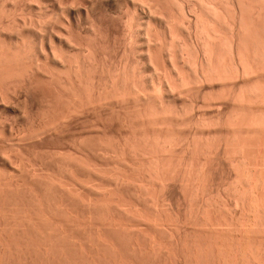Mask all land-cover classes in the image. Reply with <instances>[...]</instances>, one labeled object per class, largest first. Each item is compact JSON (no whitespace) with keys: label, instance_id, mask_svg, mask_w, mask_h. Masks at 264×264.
Listing matches in <instances>:
<instances>
[{"label":"bare ground","instance_id":"bare-ground-1","mask_svg":"<svg viewBox=\"0 0 264 264\" xmlns=\"http://www.w3.org/2000/svg\"><path fill=\"white\" fill-rule=\"evenodd\" d=\"M3 1H6V3L9 2V5H6L5 2H4V6L2 5L3 3L1 4L2 6L0 5L1 6L0 7L1 8L0 9V102L1 103L4 101L7 102V101H10L11 99L15 100L14 101L15 103L12 101L14 103L12 106H14L16 104L15 107H13V108L18 109L17 113L18 112L22 113V114L18 113V115L19 114H21L22 116L24 115V117H21V118H24V120H22L24 122V124L20 128L21 129L20 132H22L25 136H26V134H33V133L36 134V132H41V130H44V129H51V128H55V127L57 128V126H59V125L61 126L64 123H67L69 120H73V118H75L77 116L80 117L84 113L85 114L88 112L91 113L92 110L96 112L97 110L102 109L103 106H106L107 102H109V103L113 102L114 104H117V103L119 104L121 99L126 98V95L129 96L128 98H131V94H135L134 97H136L137 93H139L138 89H140L139 87H141L140 84H145V86L147 87V88H145L146 90H148V87H149V90H152V88L153 89L155 88V91H156V87H153L154 82L149 81V79H148L149 77L147 78L146 74L143 76V73H142V76L144 78L141 76L142 70H140L138 67V64L140 63V61L138 62V60L136 59L137 57L135 56L136 49L138 48L137 44H139V42H140L138 39V36L140 38V34L143 31H144L143 33L147 37V38H144V37H142V38L144 40L146 39V42L148 43V45H147L148 51L147 50L146 51L148 52L147 57H148V61L151 63L150 65H157L156 64L158 61L157 52H160V53L164 52V54H166L165 56H167L169 58V59L165 58L166 61L168 62V60H170L169 62L171 64H169V65L171 67L168 66L170 68L169 69L170 74L168 72H166V73L169 76L168 79H171V82H172L171 88H174L176 86L178 87L179 84L180 85H182V84L183 85H187V84L189 85L190 83L194 82V80L196 82L197 81L202 82L203 80L207 81V80H209V78L211 76L214 77V75H212L213 73H215V75H216L215 78H218V79L223 80V81H228V82H231V81L235 82V80L238 81V79H240V78L245 79V81H246V79H248V78L251 79V77H252V79L255 78L254 80H252L253 82L250 79H248L249 83H250V81L252 82L250 84H247L248 80L246 81V83L243 82L245 84V86H246V84H247V86L245 88L241 87L239 91H237V90L235 91V89H233L235 87L232 88L233 90L231 89L232 91H230V90H228L229 92L223 91V93L226 94V95L224 94L226 96L225 99L229 98L228 99L229 101H232V102H234V104H237V105L239 104V106H240V104L242 106L243 105L246 106L247 104H248L247 106H249V105L251 106L254 104H260V105L263 104L264 105V0H181V1L170 0L171 3L168 2L169 6L172 5L173 8H176L178 6V4H176V3H179L181 5L180 8L178 7L179 9H181V13H179V14H181V17L183 20L187 21V22H185L183 20L181 21L182 22L181 25L183 24V26H184V29L182 31L183 32L182 35L179 32V29H181V25H179L180 26V28H179L178 24H177V23H180V21L175 23L176 20H173V19H176V17L173 18L174 15L173 16H166L164 14L165 11L163 12V10H162L163 6L161 5L162 11L159 8V6H160V3L158 2L159 0H139V1H142V4H144V5L146 4L145 8L147 6L149 7V12L151 14H149L150 16L148 18V21L144 20L143 22H140L139 19H137L136 16H134L132 14H130V15H132L131 17L129 15H127L129 17L125 18V19H127L125 21V23H123L124 21H121V23L125 24V27H126V29H125V27H124V29L127 32V36H126L127 37V41H126V44H127L126 47L127 48L125 47L126 49L125 48L123 49L124 51L122 53L124 55L121 53L123 56L120 55V60L118 58L117 60H119V61H117V62L114 60H113L114 62L111 61L112 58H109V60L111 59L110 61L108 60L109 54H108L107 48H108L109 44H107L108 43L107 37H105L106 33L103 32V29H104V27L102 28L103 22L101 23L100 18H99V15H101V14H99L98 13L99 10H97L98 6H102L103 0H93V1L91 0L92 2L90 0H71L72 1L71 3L68 0H58V2L56 1L57 3L55 2L56 5L53 6L55 8L53 12H50L51 10L48 11V8H47L48 6H46V4H45V3L49 2L48 0H39L40 1L39 4H37L38 3L37 2L36 3L37 5L34 7L32 4H29V2H28L29 0H3ZM134 1L135 2H133V3H136V1H137V3L139 2L138 0H134ZM155 1H157L156 2L157 5H153V4H155V3H153ZM164 1L167 3L166 0H164ZM33 2H34V0H33ZM165 2H163V3H165ZM172 2H173V4H172ZM158 3H159V5H158ZM168 3L166 5H168ZM95 4L98 6H95ZM174 5H176V6H174ZM100 9H101V7H100ZM136 9L137 8H135V10ZM159 10H160V12H159ZM118 15H119V13H118ZM111 16H113V15H111ZM121 17H122V15H121ZM137 17H139V16H137ZM157 21L158 22L160 21V25H161L160 27L157 25ZM84 25L87 28L86 32L83 31ZM108 33L109 32H107V34ZM179 35L182 36V40H181ZM141 36H143V35H141ZM160 36H161V39L159 38ZM154 38H156V39H154ZM113 40H115V42H116V39H113ZM144 40H143V42H144ZM120 47H121V45H120ZM221 47L222 48L225 47L226 49H223V50H225V52L227 51V53H226L227 59L222 57L223 58L222 60L227 61L226 63H224L225 61L223 62L220 59V57L223 56L222 54H225V53L219 52V49ZM117 52H119V50ZM164 54H162V55L164 56ZM160 56L161 55H159V57ZM164 57H163V59H164ZM179 60L180 61L183 60V62H184L183 65H182V62H180ZM186 64L189 67H190V65H192L193 68H191V69H194L195 75H193L194 76L193 80H191V78L185 76L186 72L184 73L185 70L183 69V66H184V68H187L188 66L185 67ZM158 73L155 72L156 77H158L157 80L159 79L158 81L161 84V76L159 78V76L157 75ZM151 74L150 75L147 74V75L152 78ZM188 74H189V72H188ZM165 76H167V75H165ZM260 79H262V80H260ZM140 80L143 82L140 83L141 82ZM155 80H156V78H155ZM169 81L167 80L168 84H169ZM149 82H151L150 85H149ZM164 82L166 83V81H164ZM168 84H166V85H168ZM180 85H179V88H180ZM191 85H193V84H191ZM159 86L161 87L162 85H159ZM168 86H166V87H168ZM169 88L170 87H168L167 89H169ZM171 88H170V90H171ZM159 89H161V88H159ZM177 91H175V92H177ZM15 94H17L16 98L13 97ZM146 94H147V92H146ZM222 96H223V94H222ZM132 98H133V96H132ZM36 104H37V106H36ZM12 106H11V108H12ZM116 106H118V105H115V107ZM234 106L236 107V105H234ZM139 108H140V106H139ZM237 108H238V106H237ZM237 108H236V110H237ZM16 109H15V111H16ZM160 109L161 108H159V110ZM238 109H240V108H238ZM243 109L244 108L240 109L241 111H239V112L232 111L231 114L229 113L230 115L228 114L229 116H227V118L225 117L226 118L225 120L221 119L222 117L221 118L218 117L217 121L215 119H212L213 121L210 120V122H205L206 119H204L205 121H203V120L202 121L205 123H202V122L201 123L202 124H206V123L208 124L209 123L208 126H210V125H213L214 121H216V125L214 122V125L216 127L214 125H213V127H215V128L220 127L221 129L225 128L224 130H227V132L231 131V130H232V132L235 130H238L239 132H240V130H241V132H242V130L243 131L244 130H254V131L264 130V113L262 111L259 114H256L258 112L247 113V112H244ZM133 110H136V109H133ZM7 112H8V110H7ZM153 112H155V111H153ZM193 112L194 111H192V113ZM151 113L148 114L150 116V118L152 117ZM158 113H159V111L157 112V114ZM94 114H96V113H94ZM145 114H146V112H145ZM166 114H168V113H166ZM166 114H165V117L168 116V115L166 116ZM176 114L178 115L179 113L177 112ZM148 115H146V116H148ZM173 115H175V114H173ZM138 116H141V113H140V115L138 114ZM160 116H162V115H160ZM79 117H78V120H79ZM135 117H137V115ZM144 117H141V119L142 118L145 119ZM171 117H172V115H171ZM180 117H181V114H180ZM147 118H149V117H147ZM169 119H167L168 123H169ZM159 120L161 121L162 119L160 118V119H158V121ZM165 120H166V118H165ZM132 121H133V119H132ZM132 121H130V122H132ZM153 121L151 120V122H148V123L150 124ZM207 121H209V120H207ZM20 123H22V122H20ZM168 123H167V125H168ZM89 124H90V122H89ZM157 124H158V122L156 123V126H159V124L158 125ZM200 124H199V126H200ZM207 124H206V126H207ZM73 125H74V123H73ZM94 125H91V126H94ZM188 125H190V124H188ZM143 126H141V127H143ZM146 126H147V123H146ZM163 126H164V124H163ZM208 126L206 128H208ZM217 126H219V127H217ZM11 127L12 126H10V130L13 129L12 131H14V128H11ZM200 127H202V126H200ZM5 128L6 127H4L3 130ZM168 128H169V126H168ZM210 128H211V126H210ZM220 128H219V130H220ZM94 129H96V128H94ZM98 129L101 130L100 128H98ZM211 129H213V128H211ZM8 130H9V128L7 130H4V131L7 133L9 132V135L11 137L12 136L11 134H14V132L12 133V131H11V134H10V130L9 131ZM51 130L53 131L55 129H51ZM46 132H47V130H46ZM247 132H249V131H247ZM76 133L78 134V132H76ZM37 134H39V133H37ZM44 134L46 135V133H44ZM48 134H49V132H48ZM170 136H169V138L166 139V137H167V135H166L165 139L167 140V142H165V143L161 142L162 138L155 139L154 138L155 136H153V139H155L154 140L155 142H152L153 144H151L150 146H149V144L151 143V142H149L150 138L148 139L146 137L148 140L145 138V140H147L148 144L147 143L145 144L144 142H146V141H144L143 139L142 140L144 142H142V141L141 142L144 143L145 145L149 146V147H152V145H153L157 148H160V146L165 147L166 144L168 146L171 144V145L175 146L174 149H173V146H171V145L169 146L170 152L171 151L173 152V151H175V149L176 150L178 149V148H176L175 144H178L179 142L177 143L176 139H173L174 137L171 138ZM220 136H221V134H220ZM237 136H235V137H237ZM26 137H24V138H26ZM35 137H37V136H35ZM89 137H91V136H89ZM104 137H103V140H104ZM130 137H132V136H130ZM143 137H145V136H143ZM201 137H203V136H201ZM85 138H84V140H85ZM8 139H10V138H8ZM153 139H152V141H153ZM171 139H173L174 141L172 140L173 142L170 143L169 141H171ZM97 140H95V141H97ZM109 140H111V139H109ZM114 140H115V138H114ZM157 140H160V141L157 142ZM166 140H164V141H166ZM184 140H183V142H185ZM73 141H72V143H73ZM76 141H75V143H76ZM91 141H93V140H91ZM127 141H128V139H127ZM136 141H134V143ZM83 142L85 144V141H83ZM130 142H131V140H130ZM160 142L163 145H160L161 144ZM183 142H182V147L183 148L185 147V148L182 151L183 153L181 151H179L181 153V155L180 154L178 155L177 151H175V153H173V154H172V152L169 153L170 156L165 154L164 156H161V158L158 157L159 161L156 160L158 162L157 163L155 162L159 168H156L155 164H153V165L150 164V166H152V167L155 165L154 169L152 167H150L151 169H149V170L146 169V171H149V172H146L145 169L143 170V172L141 171L143 178L142 177H141L142 179L136 178V180L137 179L138 180L141 179V180H139L140 182H138V181H136V183L133 182V184L137 185V186H134V185L132 186V187H134L133 191L136 193L135 196H137V197L128 198L129 196L126 197L124 195L126 193L125 189H124L125 188L124 184L126 182H128L126 179H129L131 177V174H130V176L128 175L129 176L128 177V176H125L124 173L123 174L117 173V175H114V176L116 178H118V180L115 177H114L115 179L113 178L114 180L111 178L113 181L116 180L114 183L110 180L112 182L111 184L112 185L114 184V186H116V190H114L115 188L112 186L114 188L113 189L114 192L113 191L109 192L108 190L111 187L110 188L108 187V190H107L108 193H106L107 191L103 194H100L102 192H100L99 194H97L98 192L97 193L95 192L96 193L95 197L94 196L90 197L91 194L89 191H88L89 193L88 194L86 193V195H83V191H82V194H80V195H83L84 197H83V199L81 198V201H79L80 196L78 198V195H77L78 194L77 192H79L81 190V189L79 190L80 187L78 188L79 191L76 192L77 194L73 193L74 191L70 193L68 190H66V189H68V187L65 188V186H67V185H62V184L59 185L60 183H62L60 181H62L64 179L58 180V178H56L57 177L56 176L55 178L59 182L55 183L56 179L50 180L48 178L49 176L48 177L47 176L41 177V176L37 175L34 178V176H33L34 174H33L32 175L33 181L30 179L31 180L30 182L23 181L24 183L22 181H20L22 183H19L18 181L13 180L11 178H10V180H5L6 177L4 178V180L0 179V208H2L4 205H5V207L7 206L8 199L10 201L12 200V202H13V198H18V200H19L20 198H22L21 196H23V197L27 196V198H29L28 196H30L31 198L33 197L34 200L37 198V200H38L37 201L38 202L37 209L38 210L37 211H34L36 209L26 210L27 207H26V209L24 208L26 206V204L23 203L24 199H21L23 204H21V206H19V204H18V206H19V208L22 207L21 210L23 208L25 209V210H23L24 212H26V213H24L25 215L27 213L32 215V214H36L39 212V214H42V216H43V213H44V215H46L49 211V213H51V215L57 216L59 214H65V215L67 214V216H69V218H70V215L73 216L72 213H75V211H72V209H73L72 207H71V209H69L70 207L69 208L67 207L68 206L67 202H71L70 200H72L73 196H74V195L72 196V193H73V194L77 195V196H75L76 198L75 197L74 198H75V200L78 198V202L82 206V210H83L81 212V215H84L85 217H86V215H89V216L92 214L94 215L95 214L94 212L99 211V206H100V208H101L100 210H102L101 212H103V214L106 216V218H108L107 220H110L111 222H113V221L115 222L116 219H122V221H123L122 216L123 217L125 216L127 218L131 217L130 219L135 220L137 222V224H141V222H139V219L141 221V218H144V217H146L148 219L154 218V219H158V220H161V219L165 220V218L167 219L169 216H171V217L175 218V221H178V220L180 221L181 220L180 218L182 217V216H180L181 211L177 209L178 212L177 211L175 212V210H174L175 207L174 208L170 207V209H172V214H171V210L167 206V205L170 206V204H171V203L169 204L167 202L169 199L168 198L169 196L166 195V196H168V197H166L167 201L165 198L166 193L164 190L166 189V187L168 188L167 184H170L171 181H170V183L166 182L167 179L165 181H163L165 179V178L163 179V177L167 178V176L172 175L171 172H173L174 175H172V179H173V177H175L177 179L176 181H178V184H180V185L182 184L180 186L181 188L182 187L186 188L184 190L188 191V193L190 192L189 189H192L191 191L194 190L195 194H196V195L194 194L195 198L194 199L192 198V200H193L192 206H191L192 208L188 212L187 211L185 212V214H184L185 217H189V219L190 220L192 219L193 221L196 220L195 221L196 223L202 222L204 219L205 221L208 222V225L210 224L213 226L212 230H214V231L216 230V229H214L215 228L214 225L219 226V224H220V226H221V223L224 220L223 224L225 223V225L228 224L229 226L234 227V226H237V224H238L237 227H239V225L242 228L244 227V231H246L245 229L248 228L250 230V232L252 231V233H253V230H257L258 232H261V230L264 227V204H263L264 203V170H258L257 169L258 167H256V169H253V168L249 169V167H251V166H247L246 164H252L251 163L252 161L250 163L247 160L245 161L246 158H244V156H237L234 158L233 156H236L235 155L236 153L234 155H231L233 157L232 159H234L233 162L238 166V168L240 166L239 164L244 163L243 165H246L247 169H248L247 170L245 168L247 170V171H245L246 176L243 175L245 173L238 174L240 176V179L243 182V186H242V188H239V189L237 187L236 188L234 187V189H236V191L239 190L238 193L240 195H237V196H236V194L233 195L234 197H237L236 199L234 198V200H237V202L241 204V206L243 207V211L241 210L242 216L240 218H238V221H237L236 215L233 214L235 212L229 211L230 213H228V211H227V213H224L225 215L223 214L221 216V213L218 214L219 212L214 213L217 210H215L214 212L208 210L209 206H211L209 204L212 201V198H211L212 193H210V191L207 190L208 194H210L211 197L206 194L205 189H207V188L204 187L205 186L204 184H203L204 186L199 187V186H201L199 184V182L201 180H198L200 178L199 176H200V171H201L199 169L200 168L199 167L200 158H198L196 160V158H194V156L192 157V155H190L191 157L186 156L187 151L190 150L189 148L194 144L190 145L192 142L190 144L188 142L187 144H189L190 146L187 145L186 143H185V145H183ZM195 142L196 141L194 140L193 143H195ZM231 142H232V140H231ZM248 142H249V140H248ZM95 143H97V142H95ZM108 143H110V141ZM108 143L106 145V144L102 143V141H100L99 142L100 146H98V147H106V149H107V147L109 145ZM132 143H133V141H132ZM155 143H157V145ZM158 143H159V146H158ZM250 143H252V141ZM138 144L137 145L134 144L135 145L134 146V145L129 143L127 145L126 141H125L123 143V145L122 144L121 145L120 144L119 145L118 144H115V145L111 144L110 146L113 148L111 150V147L109 146L110 147L109 150H111L117 154H121L122 152H123V154H125V153L130 152L132 150V149L130 150L129 147H136V146L138 147ZM221 144L219 146L217 145L218 149L215 148L216 151L221 150V147H223V145H221ZM242 144L245 145L244 142H242ZM242 144H240V142H239V145H241V147H243ZM249 144H246V145H248V147H249ZM255 144L258 147L256 149H253V150L259 149L257 151L259 156L262 155L264 157V140L261 141L259 139V141H256ZM143 145H141V146H143ZM145 145L143 147H146ZM198 145H200V144H198ZM168 146H166L165 148L167 149ZM179 146H180V144L177 147H179ZM252 146H254V145L252 144ZM164 147H162V148H164ZM194 147H196V145H194ZM244 147H246V146H244ZM248 147H246V149ZM248 149L246 151L247 152L249 151L248 152L249 155L251 152L254 153L251 150V148H248ZM181 150H182V148H181ZM201 150L202 149H200V151ZM250 150H251V152H250ZM213 151L215 152V150H213ZM225 151H227V150H225ZM234 151L236 152V150H234ZM106 152L108 153V151H106ZM113 152H112V154H113ZM152 152H153V150H152ZM167 152H169V151H167ZM210 152H212V151H210ZM214 152H212V153H214ZM245 152H244V154H247ZM131 153L132 152H130V154L128 153V155H131ZM135 153H137V152H135ZM212 153H210V154L212 156L213 155L215 156V154H212ZM252 153H251V155L253 156ZM140 154H141V152H140ZM189 154L190 153L188 151V155ZM191 154H193L192 151H191ZM114 155H115L114 157H116V154H114ZM137 155H139V154H137ZM237 155H239V153ZM251 155L248 156V154H247V159L251 158ZM255 155H257V154H255ZM73 157L76 158L75 156H73ZM73 157H70V158H73ZM108 157H111V156L109 155ZM117 157H118V155H117ZM142 157H144V159H142ZM142 157H141V159L144 161L143 162L140 161V162L144 166L143 168H145V167L147 168L148 165H146V164L150 163V162L146 161L148 159V156H147V159L145 158V156H142ZM238 157H242L241 158L242 160L238 159ZM5 158L7 159V157H5ZM205 158H206V156H205ZM77 159H79V158H77ZM77 159H76V161L79 163L80 160L78 161ZM85 159H88V158H85ZM85 159L81 158V161L82 160L84 161ZM131 160L133 162V159H131ZM136 160H138V159H136ZM136 160L134 162H136L135 164L137 165V162L139 163V161H136ZM150 160L152 161V159H149V161ZM263 161H264V159H263ZM61 162H63V160ZM73 162H74V164H70L71 162L69 160L68 165L66 164V166L65 165L63 166V164H62V166L65 167V169L63 168V170L67 171L64 173H66L68 179L70 178L69 176H72L69 179V181L73 182L72 183L73 186H74V182H75L74 180H76L79 183V181L81 179V183H82V177L83 178L85 177V179L87 178V179L92 180V181H94V179L97 181V178H98V181H99V179L101 180V178H102L101 176H103L102 174L105 175V173H101V176H100V174L98 173L99 171H96L97 172L96 173L95 170L92 169V166H94V164L91 163L92 164L91 165L88 162L86 164L85 163L86 160L82 163L84 166L82 164H81V167L79 166L81 169H84V173H85L84 174V173H82L83 171L81 169H76L79 164L75 165V160L72 161V163ZM132 162H131V164H132ZM226 162H228V161H226ZM246 162H248V163H246ZM15 163H16V161H15ZM152 163H154V161H152ZM9 164H11V162ZM57 164L58 163H56V165ZM141 164H139V165H141ZM58 165L56 167H58ZM97 165H99V164L97 163ZM167 165L170 166V167L168 166L169 167V170H168L169 174H168V172L163 171V169L167 170L166 169ZM209 165H210V163H209ZM252 166L254 167L253 164H252ZM60 167H61V164H60ZM95 167H93V168H95ZM206 167H207V165H206ZM46 168H47V166H46ZM51 168H53V167H51ZM95 169H97V168H95ZM204 169L202 168L203 174L206 173ZM79 170H81L82 172H79ZM133 170H135V169H133ZM236 170H237V168H236ZM36 171H38V170H36ZM116 171L118 172V170H116ZM129 171H131V170H129ZM108 172H110V171H108ZM126 172H128V171L126 170ZM64 173H62V174H64ZM60 174H61V172H60ZM23 175H24V173H23ZM28 175H30V174L28 173ZM49 175H50V173H49ZM111 175H112V173H111ZM111 175H110V177H111ZM123 175L125 176L124 177V180L126 181L125 183L123 182L124 181ZM135 175L136 174H134V176ZM153 175L157 176V177L160 176V178L162 177L163 180L162 179H161L162 181L159 180L158 181L159 184H158V182H157L158 178H156L157 180L155 181L153 178L154 177ZM202 175H201V177H202ZM207 175H208V173H207ZM1 176H2V174H1ZM14 176H15V174H14ZM14 176H13V178H14ZM98 176H100V177H98ZM151 176L153 178V181H155V183L153 182V185L155 184L158 186V185H160V183H162V186H164L166 184L164 187L165 188L164 190L158 186L164 192H162L160 190L161 194L160 195H159V193L157 195L154 194V197L152 196L153 192L150 196V192L154 188V186L152 189L150 188V190L147 187H145L149 184V181L152 179V178H150ZM52 177H54V176H52ZM79 177H81V178H79ZM203 177H204V175H203ZM64 178H65V180H68V179H66V176ZM77 178H79V179H77ZM26 179H28V178H26ZM130 179L132 180V177ZM238 179H239V177H238ZM18 180H20V179H18ZM103 180H105V179H103ZM119 180H120V183H119ZM206 180H207V177H206ZM182 181H186L187 187L184 186L185 182L183 183ZM67 182H65V184ZM90 182H88V183H90ZM105 182H107V181H105ZM141 182L144 184L139 185V183L141 184ZM70 183L71 182H69V184ZM88 183L86 182L87 185H88ZM163 183H165V184L163 185ZM111 184H110V186H111ZM171 184H173V182ZM197 184H199V186ZM76 185L78 187V184H76ZM82 185H83V187L85 186L84 184H82ZM87 185H86V187L88 188L89 186H87ZM103 186H104V184H103ZM157 186H155V187H157ZM174 186H172V187H174ZM238 186H241V185H238ZM105 187H107V186L105 185ZM87 188H85V189H87ZM92 188L90 187L88 189H92ZM74 189L76 190V188H74ZM85 189H83V190H85ZM69 190H70V188H69ZM97 191H101L100 188ZM117 191H119V193H122V195L119 194ZM228 191H229V189H228ZM230 192L228 193L229 195H230ZM91 193H92V191H91ZM192 193L193 192H191L190 194H192ZM182 195H184V193ZM138 196L142 197V198L144 196L143 202L145 201V204L143 202H141L142 198H140V200H139ZM218 196H219V194H218ZM226 197H225V199H226ZM10 198H12V199H10ZM48 198H49V200L46 201V199H48ZM84 198H85V200H84ZM145 198H147V199L145 200ZM185 198H187V197H185ZM188 198H191V197L188 196ZM86 199L89 201H86ZM172 199H173V197H172ZM222 200H223V198H222ZM215 201H216V199H215ZM215 201H213V202L215 203ZM14 202L16 203L17 199ZM137 202L140 205H141V203L144 204L143 205L144 207L146 205L150 207L151 204L156 203L155 205L157 206V209H155V208L153 209V207H156L154 204H153L154 206L152 205L153 207H151L153 209V212L151 211L152 213L148 212L147 209L145 210V208H143L144 210L137 209V206H138ZM165 202L167 203V205H165V207H167L168 210L164 207ZM169 202H171V200H169ZM186 202L188 203V201H186ZM224 202H227V201H224ZM20 203H21V201H20ZM118 203H120L124 206H128V207L130 206L129 207L130 209L129 210L126 209V210H127V212L130 211L131 214H130V212H129V214H127L125 212V210H123V208H121L122 205L120 206V204H118ZM123 203H125V204H123ZM238 203H236V204H238ZM34 204L36 207V202ZM104 204L107 205V208L105 207ZM222 204H223V202H222ZM1 205H2V207H1ZM80 205H78V206H80ZM103 205L105 208L103 207ZM117 205L120 206L121 209H119V207H117ZM223 205H225V204H223ZM13 206H15V205L13 204ZM28 206H29L28 209H30L31 205H28ZM143 206L141 205V207H143ZM215 206L218 207V209L221 208L220 205L219 206L215 205ZM149 207H147V208H149ZM17 208L18 207H16V208L13 207V209H17ZM97 208H98V211H97ZM5 209H7V207ZM95 209H96V211H95ZM152 209L149 208V211ZM212 209H213V207H212ZM226 209H224V210L226 211ZM45 210H47V211H45ZM79 211L80 210L77 209L76 213H79ZM169 211H170V213H169ZM219 211L222 212L221 209H219ZM0 212H2V211L0 210ZM21 212H20V214H22ZM133 212H135L136 214ZM132 213H133V215H132ZM186 213H187V215H186ZM12 214H14V213L12 212ZM128 215H129V217H128ZM42 216H40V217H42ZM76 216H78V215H76ZM91 217L94 218V216H91ZM91 217H90V220L92 219ZM150 217H152V218H150ZM223 217L225 219H223ZM59 218L60 217H57V219H59ZM63 218H65V217L63 216ZM106 218H104V219H106ZM170 218H168V219H170ZM74 219H76V218L74 217ZM80 219L82 220V218H80ZM200 219H202V221H200ZM2 220H3V218H2ZM2 220L0 218V264H43V263L44 264L45 263H47V264L48 263L49 264H79V262H80V264H144L145 262H146V264L147 263L148 264H200V262L202 263L203 261L205 262V264H264V247H261V246H264L263 245L264 242L262 243V245L260 247H259V244L256 243L258 245V247L254 245L255 247H257V248L254 247L255 249H253V248L251 249L250 246H252V245L248 244L249 245L248 247H250V249H248V247H247V250H249V252L244 250L246 246L244 247V249H243V247L240 248V244H239V248H238V246H236L237 247L236 248L235 246L234 247L232 245L230 246V244H232V243H230V244H228L229 246H227V249H226L225 248L226 245H225V247H223L220 244L221 243L220 241H222L221 240L222 238L219 241L217 239H214L210 242L207 241V243L205 242V244L207 246L203 247L202 244H204V243L201 244L200 240H195L194 242H190L191 240L188 241L187 240L188 237L187 238L185 236L182 237L183 235L181 234L182 235L181 236L179 234V233H181L180 232L181 230L179 229L180 231H178V229L174 228L173 226H172L173 228L172 227L168 228L167 232H165L167 229L164 228L165 231L162 230L163 228L161 229L162 231L165 232V235L167 234L168 236L166 237V240H164L165 239V237H164V239H163L165 241L164 243H162L161 241L159 242V243H162V245H163L162 247L159 244L155 245L156 244L155 238H154V236H152V234H149V233H153L152 229L157 228L156 225L159 224L157 222H156L157 223L156 225L153 222L156 228L151 227L152 228L151 229L150 226L146 225L151 230L150 232L147 231L148 234H147V232L144 233V232H135V231L130 230V229L128 230V228L126 230L125 229H119V232L117 229L115 230L117 232L113 231L114 229H112L110 231L106 230L104 232H99V231L97 233L94 232L93 234H91L90 237L93 236L92 240L96 245L95 247L97 248V251H96L97 254H95L96 252L94 249H93L94 251L92 250L93 253L95 252L93 254V253H91L92 248L90 249V251L88 250L90 248V245H89V248L87 246L88 242L86 239H89L90 237L88 236V238H86L84 236V234L80 235V233H78L79 231L76 232L75 231L76 229L73 227L72 228L71 227L66 228V226H65V229H64V228L60 227L59 225L57 227H56V225H55V227L52 225L53 227H51L50 230L48 228H47L48 230H44L41 227L42 225L40 226V225L36 224V222L31 223V222L26 221V222L21 223V225L24 224L23 226H21L24 228L21 229L20 226H19L20 227L19 228L18 225H16V224H18L17 223L18 221H16V223L14 221V223H15L14 225L16 228H15V231L13 232L14 234L11 235V237L12 238L14 236L18 237V238L16 237L18 240H16L17 241V244H16L17 245L16 246L17 251H16V249H15V251H16L17 255L15 256L14 255L15 252H13L14 249L12 250V247H10V246H13L14 245L13 242L14 243H16V242L10 241L12 238H10L9 233L7 234V230L9 229V228L7 229V227H8V225L10 227L12 226L10 224L12 221L6 222L7 219L6 220L4 219L3 221H5V222L3 223ZM107 220L105 222H107ZM30 221H32V220H30ZM51 221H52V219H51ZM146 221L148 224L149 220H146ZM165 221H167V220H165ZM77 222H76V224H78ZM150 222H152V221H150ZM168 222H169V220H168ZM81 223H80V225H81ZM145 223L143 222V224H145ZM19 224H20V222H19ZM122 224L123 223L120 222V225H122ZM202 224H204V223H202ZM170 225H171V223H170ZM45 226H47V224H45ZM122 226H124V225H122ZM162 226H163V224H162ZM175 226H177V224ZM180 226L182 227V225H180ZM17 227H18V229H17ZM108 227H109V224H108ZM159 227H161V226H158V228ZM119 228H121V227H119ZM138 228L140 229V227H138ZM260 228H261V230L259 231L258 229H260ZM11 229L8 232H12L14 230V228L12 231H11ZM104 229H106V228H104ZM182 229H183V227H182ZM232 229H234V228H232ZM235 229H237V228H235ZM239 229H237V230H239ZM157 230L155 232H158ZM239 231H241V229ZM105 232H108V233H105ZM216 232H217V230H216ZM82 233H84V231ZM88 233H89V231L87 232V234ZM118 233L121 235L124 234L123 236H125V237H123V236L122 237L126 238L128 243L131 245V248H129L130 245H128L129 246L128 250L130 249L129 250L130 252H127V253H129L128 255H126L127 254L126 252H125L126 254H124V251H122L123 246L121 247V245L123 243L122 244L119 243V240H121V239L118 238L119 236L117 237V235H119ZM215 233H213V234H215ZM225 233H227V232H225ZM231 233H234V232L232 231ZM263 233H264V229H263ZM257 234H259V233H257ZM88 235H90V234H88ZM249 235H250V233H249ZM253 235H254V233H253ZM260 235H261V233H260ZM33 236L37 239V241H39L37 243L38 244L40 243L39 245L37 244L39 246L38 249H36L37 246L36 247L34 246L35 249H29V247H31L33 243L35 245V242L33 240H36V239ZM215 236H217V235H215ZM218 236H217V238H218ZM209 237L210 236H208L207 238H209ZM234 237H232V238L234 239ZM32 238H34V239L32 240ZM76 239H78V241H76ZM189 239H190V237H189ZM196 239H197V237H196ZM262 239H264V238H262ZM209 240H211V239H209ZM225 240H228V237H227V239H224L223 242ZM158 241H159V239H158ZM234 241L236 242V239ZM242 241H243V238H242ZM245 241H247V240H245ZM232 242H233V240H232ZM240 242H241V239H240ZM30 243H31V246H30ZM225 243H223V244H225ZM245 243H247V242H245ZM152 245H155L156 248H153ZM228 247H230V248H228ZM131 249H132V251H131ZM29 250H33V251L36 250V251H35V253L34 252L32 253V252H29ZM73 250H75L74 253H78L76 255L78 256L77 259H79V260L74 259V256L72 257V251ZM128 250H126V251H128ZM76 251H79V252H76ZM101 251L102 252H108L109 254H111L112 256L110 255V258H112V259L111 260L107 259V255L109 256V254L104 253L105 254L104 255ZM79 253H81V254H79ZM33 254H34V256H36V258L33 257Z\"/></svg>","mask_w":264,"mask_h":264},{"label":"rangeland","instance_id":"rangeland-1","mask_svg":"<svg viewBox=\"0 0 264 264\" xmlns=\"http://www.w3.org/2000/svg\"><path fill=\"white\" fill-rule=\"evenodd\" d=\"M3 1V0H2ZM1 0H0V5L2 4L3 6H4V2H5V4L6 5H9V2L8 3H6V1H3L2 2ZM49 2H47V3H45L46 4V6H48L47 8H48V11H50V12H53L54 11V5H56L55 4V2L57 1L58 2V0H48ZM68 1H70V3L72 2L71 0H68ZM91 1V0H90ZM93 1V0H92ZM91 1V2H92ZM139 1V0H138ZM167 1V3L168 2H170V0H166ZM173 1V0H172ZM179 1H181V0H179ZM29 2V4H32L33 5V7L34 6H36L37 4H39V0H34V2H33V0H29L28 1ZM38 2V3H37ZM56 2V3H57ZM133 2H135L134 0H103V4H102V6H98V5H96L95 4V6H98L97 7V10H99L98 11V13L99 14H101V15H99V18H100V21H101V23H102V28L104 27V29H103V32H105L106 34H105V37H107V44H109V46H108V48H107V50H108V60H109V58H112V60L111 61H119L120 60V55H122L123 53V49L127 46V44H126V41H127V32L125 31V29H126V27H125V24H123V23H125V21L127 20V19H125V18H128L129 16L131 17L132 15H134V16H136V18L137 19H139V21L140 22H143L144 20L145 21H148V18H149V14H151L150 12H149V7L147 6L146 8H145V6H146V4L144 5V4H142V1H139L138 3H137V1H136V3H133ZM141 2V3H140ZM156 2L157 1H155V2H153V3H155V4H153V5H157L156 4ZM159 3H160V6H159V8H160V10H161V7L163 8L162 10H163V12H164V14L166 15V16H173L174 15V17L173 18H175L176 17V19H173V20H176L175 21V23H177V22H179L180 21V23H177L178 24V27L180 28V26L179 25H181V21L183 20L182 19V17H181V14H179V13H181V9H179L180 7H181V5L179 4V3H176V4H178V6L176 7V8H173V6L172 5H170L169 6V3H168V5H166L167 3L164 1V0H159L158 1ZM163 2H165V3H163ZM37 3V4H36ZM159 3H158V5H159ZM171 3V2H170ZM143 6H142V5ZM172 4H173V2H172ZM1 5V6H2ZM94 5V4H93ZM134 5V6H133ZM140 5V6H139ZM152 5V6H153ZM162 5V6H161ZM0 6V7H1ZM94 6V7H95ZM139 6V7H138ZM151 6V7H152ZM167 6V7H166ZM174 6H176V5H174ZM93 7V6H92ZM100 7H101V9H100ZM172 7V8H171ZM179 7V8H178ZM53 8V9H52ZM96 8V7H95ZM128 8V9H127ZM135 8H137L136 10H135ZM148 8V9H147ZM1 9V8H0ZM142 9V10H141ZM178 9V10H177ZM137 12H135V11ZM160 10H159V12H160ZM161 10V11H162ZM106 11V12H105ZM105 12V13H104ZM118 13H119V15H118ZM170 13V14H169ZM130 14H132V15H130ZM20 15V14H19ZM111 15H113V16H111ZM121 15H122V17H121ZM127 15H129V16H127ZM158 15V14H157ZM178 15V16H177ZM120 16V17H119ZM137 16H139V17H137ZM160 16V15H159ZM120 18V19H119ZM144 18V19H143ZM123 19V20H122ZM143 19V20H142ZM121 21H124L123 23H121ZM183 21H185V20H183ZM185 22H187V21H185ZM18 24V23H17ZM157 25L160 27L161 25H160V21L158 22L157 21ZM157 26V27H158ZM124 27H125V29H124ZM86 27H85V25H84V28H83V31L84 32H86ZM106 29V30H105ZM124 29V30H123ZM177 29V28H176ZM183 29H184V26H183V24L181 25V29H179V32L181 33V35H182V31H183ZM105 30V31H104ZM181 30V31H180ZM107 32H109L108 34H107ZM144 32V31H143ZM141 33L140 34V38H139V36H138V39H139V44H137L138 46V48L136 49V54H135V56L137 57H135L137 60H138V62L140 61V63L138 64V67H139V69L140 70H142L141 71V76H142V73H143V76L146 74V76H147V78L149 79V81H152V82H154V86L153 87H156V91H155V88L153 89L152 88V90H149V87H148V90H146L145 88H147L146 86H145V84H140L141 85V87H139L140 89H138V92L139 93H137V95H136V97H134L135 96V94H131V98H128L129 96L128 95H126V98H124V99H121V101L119 102V104L117 103V104H114L113 102H107L106 103V106H103V108L102 109H100V110H97L96 112L95 111H93L92 110V112L90 113V112H88V113H84V114H82L80 117L79 116H77V117H75V118H73V120H69L67 123H64L63 125H59V126H57V128L55 127V128H51V129H55V130H51V129H44V130H41V132H36V134H26V136L22 133V132H20L21 131V127H22V125L24 124V122L22 121V120H24V118H21V117H24V115L22 116L21 114V112H18V113H21V114H19L18 115V113H17V111H18V109H16V111H15V109L13 108V107H15V105L14 106H12L15 102V100L14 99H11L10 101H4V102H0V179H3L4 180V178H5V180H10V178L11 179H13V180H16V181H18L19 183H22L23 181H27V182H30L31 180L33 181V178H32V175L34 176V178H35V176H41V177H48L50 180L51 179H56V178H58V180H61V179H64L65 180V176H66V179H68V177H67V175H66V173H64V172H67V171H65V170H63V168L65 169V167H63L64 165L66 166V164L68 165V163H69V160H70V164H74V162L72 163V161H74L75 160V165L76 164H79L78 165V167L80 166L81 167V164L86 160V164H87V162L89 163V164H94V166H92V169H94L95 170V172L96 171H99L98 173L100 174V176H101V173H105V175L104 174H102L103 176H101L102 178H101V180L99 179V181H98V178H97V181L94 179V181H92V180H89V179H85V177L83 178L82 177V183H81V179H80V181H79V183L76 181V180H74L75 182H74V186H73V182L72 181H69V179L72 177V176H69L70 178L68 179V180H62V181H60V182H62V183H60L59 185H67V186H65V188H67L68 187V189H66V190H68L70 193L71 192H73V193H75V194H77L78 195V198H79V196H80V199H79V201H81V198L83 199V195H86V193L88 194L89 192H90V194L92 195H90V197H95V195H96V193L97 194H99L100 192H102V193H100V194H103V193H105L107 190H108V187L110 188L108 191L110 192V191H113L114 192V190H116V186H114V184L112 185L111 183L113 182H115V181H113L116 177L114 176V175H117V173L118 174H123L124 173V175L125 176H130V174H131V177H132V180L130 179H126L128 182H126L125 180H124V175H123V182L126 184H124V189H125V196L126 197H128V198H134V197H137V196H135V192L133 191L134 190V187H132L134 184H133V182H135L136 183V181H138V182H140L139 180H141L142 178H143V175H142V173H141V171L143 172V170L145 169V171H146V169L147 170H149V169H151L150 167H152V166H150V164L151 165H153V164H155L156 165V168H159L158 166H157V162L159 161L158 159L159 158H161V156H164L165 154L166 155H169V153H171L170 152V145L168 146L167 144H166V146H168V150L164 147V146H160V148H157V147H155V146H153L152 145V147H149L151 144H153L152 142H155L154 140L155 139H160V138H162L161 139V142L162 143H165V142H167V138H169V136L171 137V138H173V139H176V142L178 143V144H175L176 145V148H178L177 150L175 149V151H177L176 153L179 155H181V153L179 152V151H183V149L185 148H183L182 147V142H183V140L185 141V142H183V145H185V143L187 144L188 142H189V144L190 145H192V144H194V145H196V147H194V145H192L189 149L190 150H188L189 151V155H188V151H187V154H186V156H188V157H191L190 155H192V157L194 156V158H196V160L198 159V158H200V165H199V169L201 170L200 171V178L198 179V180H201L200 182H199V184L201 185V186H199V184H197L199 187H202V186H204V187H206L207 189H205L206 190V194L208 195V196H210V194H208V192H207V190L208 191H210V193H212L211 194V198H212V203L210 202V204L209 205H211V206H209V208H208V210H210V211H215V210H217V211H215L214 213H216V212H219L218 214H220L221 213V216L224 214V213H227V211H228V213H230V212H235V213H233V214H235L236 215V218H237V221H238V218H240L241 216H242V211H243V207L241 206V204L240 203H238L237 202V200H234V198L236 199L237 197H234L233 195L234 194H236V196L237 195H240L239 193H238V191L239 190H237L236 191V189H234V187L236 188H242V186H243V182H242V180L240 179V176L238 175V174H242V173H245V174H243L244 176H246V172L245 171H247L248 169H247V166H251V167H249V169H256V167H258L257 169L258 170H264V161H263V159H264V157L262 156V155H260L259 156V154H258V150L259 149H257V150H253V149H256L258 146L255 144V142L256 141H259V139L261 140V141H263L264 140V130H257V131H254V130H242V132H241V130H240V132L238 131V130H235V131H233L232 132V130L231 131H228L227 132V130H224L225 128H220L219 126H217V127H219L220 128V130H219V128H215L216 126V121L218 120V117H222L221 119H223V120H225L226 118H227V116H229L231 113H232V111H236V112H239V111H241L240 109H242V108H244L243 109V111L244 112H247V113H251V112H253V113H256V112H258V113H256V114H259V113H261V111L264 113V105L262 104V105H260V104H254V105H249V106H245V105H241L240 104V106H239V104L237 105V104H234V102H232V101H229L227 98L225 99V93H223V91H225V92H229L228 90H230V91H232L233 89H235V91L237 90V91H239L240 90V88L242 87V88H245L246 86H247V84H250V83H252L253 81L252 80H254L255 78H253L252 79V77H251V79L250 78H248V79H250L251 81H250V83H249V80L248 79H246V81L248 82L247 84H246V86H245V84L243 83V82H245L246 83V81H245V79H238V81H236L235 80V82H233V81H231V82H228V81H223V80H220V79H218V78H215L216 77V75H215V73H213L212 75H214V77L213 76H211L210 78H209V80H203L202 82H196L195 80H194V82H192V83H190L189 85L187 84V85H180V88H179V85H178V87L176 86V87H174V88H171L172 87V82H171V79H168L169 78V76H168V74L166 73V72H170L169 71V67L168 66H170L169 64H171L169 61L170 60H168V62L166 61V59L165 58H167V59H169L167 56H165L166 54H164V52L163 53H160V52H157V57H158V61H157V65H150L151 63L148 61V57H147V55H148V50H147V45H148V43L146 42V39L144 40L142 37H144V38H147L146 36H145V34L144 33ZM179 33V34H180ZM84 34V33H83ZM141 35H143V36H141ZM181 35H179L180 36V38H181V40H182V36ZM126 37V38H125ZM160 39H161V36L159 37ZM113 39H116V42H115V40H113ZM120 39V40H119ZM154 39H156V38H154ZM125 40V41H124ZM143 40H144V42H143ZM118 42V43H117ZM147 43V44H146ZM120 45H121V47H120ZM119 46V47H118ZM123 47V48H122ZM113 50H112V49ZM116 48V49H115ZM119 48V49H118ZM127 48V47H126ZM125 48V49H126ZM144 48V49H143ZM192 48V47H191ZM193 49V48H192ZM223 49H226L225 47H221L220 49H219V52H221V53H227V51L225 52V50H223ZM119 50V52H117ZM121 50V51H120ZM138 50V51H137ZM143 50V51H142ZM147 50V51H146ZM218 50V49H217ZM192 51V50H191ZM111 52V53H110ZM115 52V53H114ZM193 52V51H192ZM218 52V53H219ZM122 53V54H121ZM162 54H164V56L162 55ZM225 54H222L223 56H221L220 57V59L222 60L223 58L222 57H224V58H226L227 59V54L225 55ZM124 55V54H123ZM122 55V56H123ZM159 55H161L160 57H159ZM226 57H225V56ZM121 56V57H122ZM139 56V57H138ZM163 57H164V59H163ZM114 58V59H113ZM119 58V60H117ZM147 58V59H146ZM146 59V60H145ZM163 59V60H162ZM181 59V58H180ZM109 60V61H110ZM162 60V61H161ZM113 61V62H114ZM142 61V62H141ZM180 61V60H179ZM224 63H226L227 61L226 60H222ZM144 62V63H143ZM166 62V63H165ZM180 62H182V65H183V60H181ZM163 63V64H162ZM159 65V66H158ZM165 65V66H164ZM155 66V67H154ZM186 66H188L187 64L185 65V67ZM166 67V68H165ZM171 67V66H170ZM155 68V69H154ZM191 68H193L192 67V65H190V67L188 66L187 68H184V66H183V69L185 70L184 71V73H185V76L186 77H189V78H191V80H193V75H195L194 74V69H191ZM152 71V72H151ZM159 73H158V72ZM155 72L156 73H158L157 75L159 76V78H160V76H161V84H160V82L157 80V78L158 77H156V74H155ZM188 72H189V74H188ZM151 74V76H152V78L150 77V76H148V75H150ZM183 73V74H184ZM148 74V75H147ZM160 74V75H159ZM163 76H162V75ZM170 74V73H169ZM165 75H167V76H165ZM142 76V77H143ZM145 76V77H146ZM156 78V80H155V78ZM166 77V78H165ZM144 78V77H143ZM142 79V78H141ZM163 79V80H162ZM213 79V80H212ZM263 79V78H262ZM262 79H260V80H262ZM143 80V79H142ZM155 80V81H154ZM167 80L169 81V84L171 85H169L168 83H167ZM212 80V81H211ZM217 80V81H216ZM220 80V81H219ZM242 80V81H241ZM141 81V80H140ZM164 81H166V83L164 84L163 82ZM211 81V82H210ZM222 81V82H221ZM143 81H141L140 83H142ZM233 82V83H232ZM150 83L151 82H149V85H150ZM208 83V84H207ZM156 84V85H155ZM166 84H168V85H166ZM191 84H193V85H191ZM159 85H162L161 87L159 86ZM168 86V87H170L171 88V90H170V88L169 89H167L168 87H166V86ZM144 86V87H143ZM192 88H191V87ZM200 86V87H199ZM240 86V87H239ZM244 86V87H243ZM151 87V86H150ZM233 87H235V88H233ZM159 88H161V89H159ZM233 88V89H232ZM159 89V90H158ZM176 89V90H175ZM179 89V90H178ZM232 89V90H231ZM167 90V91H166ZM178 90V91H177ZM222 90V91H221ZM175 91H177V92H175ZM220 91V92H219ZM142 92V93H141ZM146 92H147V94H146ZM154 92V93H153ZM161 92V93H160ZM141 93V94H140ZM175 95H174V94ZM217 93V94H216ZM221 93V94H220ZM222 94H223V96H222ZM225 94V95H224ZM16 95V96H15ZM13 97L14 98H16L17 97V94H15ZM157 95V96H156ZM181 95V96H180ZM219 95V96H218ZM132 96H133V98H132ZM139 97V98H138ZM152 97V98H151ZM220 97V98H219ZM140 99V100H139ZM159 99V100H158ZM152 102H151V101ZM14 103H13V102ZM137 101V102H136ZM155 101V102H154ZM219 101V102H218ZM123 102V103H122ZM136 102V103H135ZM10 103V104H9ZM109 103V104H108ZM113 103V104H112ZM140 105H139V104ZM123 104V105H122ZM136 104V105H135ZM138 104V105H137ZM144 104V105H143ZM115 105H118V106H116L115 107ZM125 105V106H124ZM147 105V106H146ZM161 105V106H160ZM171 105V106H170ZM195 105V106H194ZM234 105H236V107L234 106ZM256 105V106H255ZM11 106H12V108H11ZM36 106H37V104H36ZM139 106H140V108H139ZM237 106H238V108H240V109H238L237 108ZM253 106V107H252ZM7 107V108H6ZM111 107V108H110ZM123 107V108H122ZM136 107V108H135ZM217 107V108H216ZM235 107V108H234ZM108 108V109H107ZM121 108V109H120ZM129 108V109H128ZM138 108V109H137ZM149 108V109H148ZM159 108H161L160 110H159ZM165 108V109H164ZM219 108V109H218ZM236 108H237V110H236ZM246 108V109H245ZM251 108V109H250ZM261 108V109H260ZM119 109V110H118ZM133 109H136V110H133ZM260 109V110H259ZM7 110H8V112H7ZM155 111V112H153V111ZM162 110V111H161ZM168 110V111H167ZM254 110V111H253ZM150 111V112H149ZM159 111V113L157 114V112ZM171 111V112H170ZM176 111V112H175ZM192 111H194L193 113H192ZM145 112H146V114H145ZM152 112V113H151ZM161 112V113H160ZM164 112V113H163ZM173 112V113H172ZM179 113L178 115L176 114V113ZM188 112V113H187ZM221 112V113H220ZM93 113V114H92ZM94 113H96V114H94ZM140 113H141V116H138V114L140 115ZM144 113V114H143ZM149 113H151L152 115V117L150 118V116L148 115ZM163 113V114H162ZM166 113H168V114H166ZM230 113V114H229ZM234 113V112H233ZM17 114V115H16ZM165 114H166V116L167 117H165ZM173 114H175V115H173ZM180 114H181V117H180ZM229 114V115H228ZM137 115V117H135ZM146 115H148V116H146ZM160 115H162V116H160ZM171 115H172V117H171ZM184 115V116H183ZM210 115V116H209ZM83 116V117H82ZM99 116V117H98ZM145 116V117H144ZM157 118H156V117ZM183 116V117H182ZM207 116V117H206ZM212 116V117H211ZM6 117V118H5ZM78 117H79V120H78ZM93 117V118H92ZM127 117V118H126ZM135 117V118H134ZM141 117H144L145 119H141ZM147 117H149V118H147ZM162 119L161 121L159 120L158 121V119H160V118ZM177 117V118H176ZM185 117V118H184ZM204 117V118H203ZM226 117V118H225ZM15 118V119H14ZM87 118V119H86ZM138 120H137V119ZM165 118H166V120H165ZM170 118V119H169ZM181 118V119H180ZM211 118V119H210ZM219 118V119H220ZM21 119V120H20ZM75 119V120H74ZM90 119V120H89ZM94 119V120H93ZM132 119H133V121H132ZM156 121H155V120ZM167 119H169V123H168V120ZM204 119H206V121L204 120ZM212 119H215L216 121H214L215 122V125H214V122H213V125L215 126V127H213V125H210L211 126V128H213V129H211L210 128V126H208V124H207V126H208V128H206L207 126H206V124H202V123H205V122H210V120L211 121H213ZM16 122H15V121ZM83 120V121H82ZM97 120V121H96ZM101 120V121H100ZM109 120V121H108ZM112 120V121H111ZM114 120V121H113ZM137 122H136V121ZM143 120V121H142ZM145 120V121H144ZM150 120V121H149ZM151 120L153 121L152 123H148V122H151ZM191 120V121H190ZM201 120V121H200ZM205 121V122H203V121ZM207 120H209V121H207ZM95 123H94V122ZM130 121H132V122H130ZM147 121V122H146ZM163 121V122H162ZM167 121V122H166ZM180 121V122H179ZM20 122H22V123H20ZM72 122V123H71ZM89 122H90V124H89ZM141 122V123H140ZM158 122V124H159V126H156V123ZM165 122V123H164ZM202 122V123H201ZM73 123H74V125H73ZM93 123V124H92ZM99 123V124H98ZM146 123H147V126H146ZM167 123H168V125H167ZM181 123V124H180ZM184 123V124H183ZM195 123V124H194ZM201 123V124H200ZM68 124V125H67ZM78 124V125H77ZM95 124V125H94ZM133 124V125H132ZM141 124V125H140ZM152 124V125H151ZM157 124V125H158ZM163 124H164V126H163ZM167 126H166V125ZM170 124V125H169ZM172 124V125H171ZM183 124V125H182ZM188 124H190V125H188ZM199 124H200V126H202V127H200L199 126ZM211 124V123H210ZM19 125V126H18ZM91 125H94V126H91ZM144 125V126H143ZM149 125V126H148ZM161 125V126H160ZM10 126H12L11 128H14V131H12V130H10ZM86 126V127H85ZM88 126V127H87ZM101 126V127H100ZM126 126V127H125ZM141 126H143V127H141ZM168 126H169V128H168ZM180 126V127H179ZM206 126V127H205ZM4 127H6L4 130H7L8 128H9V130H10V134H11V131H12V133L14 132V134H11L12 136L10 137V135H9V132L7 133V132H5L4 130H3V128ZM8 127V128H7ZM19 127V128H18ZM64 127V128H63ZM71 127V128H70ZM151 129H150V128ZM156 127V128H155ZM165 127V128H164ZM177 127V128H176ZM61 128V129H60ZM64 130H63V129ZM84 130H83V129ZM87 128V129H86ZM94 128H96V129H94ZM98 128H100L101 130H99ZM118 128V129H117ZM136 128V129H135ZM154 128V129H153ZM168 128V129H167ZM179 128V129H178ZM2 129V130H1ZM129 129V130H128ZM176 129V130H175ZM8 130V131H9ZM17 130V131H16ZM46 130H47V132H46ZM57 130V131H56ZM83 130V131H82ZM88 132H87V131ZM91 130V131H90ZM137 130V131H136ZM141 130V131H140ZM180 130V131H179ZM193 130V131H192ZM197 130V131H196ZM203 130V131H202ZM223 130V131H222ZM3 131V132H2ZM102 131V132H101ZM107 131V132H106ZM133 131V132H132ZM171 131V132H170ZM191 131V132H190ZM247 131H249V132H247ZM262 131V132H261ZM2 132V133H1ZM43 132V133H42ZM48 132H49V134H48ZM70 132V133H69ZM76 132H78V134L76 133ZM87 132V133H86ZM101 132V133H100ZM7 133V134H6ZM37 133H39V134H37ZM44 133H46V135L44 134ZM84 133V134H83ZM174 133V134H173ZM250 133V134H249ZM262 133V134H261ZM43 134V135H42ZM65 134V135H64ZM75 134V135H74ZM220 134H221V136H220ZM236 134V135H235ZM6 135V136H5ZM16 135V136H15ZM21 135V136H20ZM30 135V136H29ZM32 135V136H31ZM79 135V136H78ZM129 135V136H128ZM161 135V136H160ZM166 135H167V137H166ZM179 135V136H178ZM238 135V136H237ZM35 136H37V137H35ZM40 136V137H39ZM42 136V137H41ZM81 136V137H80ZM89 136H91V137H89ZM98 136V137H97ZM105 136V137H104ZM111 136V137H110ZM130 136H132V137H130ZM143 136H145V137H143ZM153 136H155L154 138L155 139H153ZM158 136V137H157ZM160 136V137H159ZM201 136H203V137H201ZM229 136V137H228ZM231 136V137H230ZM235 136H237V137H235ZM242 136V137H241ZM24 137H26V138H24ZM74 137V138H73ZM76 137V138H75ZM86 137V138H85ZM88 137V138H87ZM101 137V138H100ZM103 137H104V140H103ZM117 137V138H116ZM149 139V142H151L150 144H149V146H147V145H145L146 143H147V138ZM164 137V138H163ZM165 137H166V139H165ZM183 137V138H182ZM199 137V138H198ZM245 137V138H244ZM252 137V138H251ZM256 137V138H255ZM262 137V138H261ZM8 138H10V139H8ZM28 138V139H27ZM30 138V139H29ZM84 138H85V140H84ZM100 140H99V139ZM114 138H115V140H114ZM137 138V139H136ZM145 138L147 139V140H145ZM181 140H180V139ZM198 138V139H197ZM233 138V139H232ZM241 138V139H240ZM251 138V139H250ZM255 138V139H254ZM6 139V140H5ZM13 139V140H12ZM20 139V140H19ZM22 139V140H21ZM70 139V140H69ZM82 139V140H81ZM87 139V140H86ZM93 140V141H91V140ZM99 141H98V140ZM107 139V140H106ZM109 139H111V140H109ZM121 141H120V140ZM127 139H128V141H127ZM140 139V140H139ZM144 141H146V142H144ZM152 139H153V141H152ZM173 139H171V141H169L170 143L171 142H173L174 140ZM183 139V140H182ZM207 139V140H206ZM263 139V140H262ZM74 140V141H73ZM77 140V141H76ZM95 140H97V141H95ZM124 140V141H123ZM130 140H131V142H130ZM137 140V141H136ZM139 140V141H138ZM164 140H166V141H164ZM170 140V139H169ZM173 140V141H172ZM178 140V141H177ZM194 140L197 142H195V143H193L194 142ZM212 140V141H211ZM231 140H232V142H231ZM243 140V141H242ZM245 140V141H244ZM248 140H249V142H248ZM255 140V141H254ZM72 141H73V143H72ZM75 141H76V143H75ZM83 141H85V144H84V142ZM87 141V142H86ZM90 141V142H89ZM97 142V143H95V142ZM100 141H102V143H104V144H106L107 145V143L110 141V143H108L109 145H108V147H107V149H106V147H98V146H100V144H99V142ZM112 141V142H111ZM116 143H115V142ZM126 141V144L128 145L129 143L130 144H132V145H137L138 143V147L136 146V147H129V149L131 150H129L130 152H132L131 153V155H128V153L130 154V152H127V153H125V154H123V152L121 153V154H117V153H115V152H113V151H111L112 150V148L113 147H111L110 145L112 144H122L123 145V143ZM132 141H133V143H134V141H136L134 144L132 143ZM144 142V143H142V142ZM158 141H160V140H157V142ZM164 141V142H163ZM216 141V142H215ZM252 141V143H250ZM11 142V143H10ZM107 142V143H106ZM160 142V143H161ZM168 142V143H169ZM181 142V143H180ZM227 142V143H226ZM239 142H240V144H242V142H244L245 143V145L244 144H242V146L243 147H241V145H239ZM18 143V144H17ZM63 143V144H62ZM160 144V145H163V144ZM208 143V144H207ZM221 144V145H223V147H221V150L220 151H216V149L215 148H217L218 149V147H217V145L218 144ZM237 143V144H236ZM251 145H250V144ZM61 144V145H60ZM73 144V145H72ZM85 146H84V145ZM91 144V145H90ZM97 144V145H96ZM146 146V147H143L144 145ZM148 144V143H147ZM156 145H157V143H155ZM154 144V145H155ZM174 144V143H173ZM180 144V146L179 147H177L178 145ZM189 144H187V145H189ZM198 144H200V145H198ZM203 144V145H202ZM219 144V145H220ZM246 144H249V147H248V145H246ZM252 144L254 145V146H252ZM81 145V146H80ZM96 145V146H95ZM134 145V146H135ZM140 145V146H139ZM141 145H143V146H141ZM186 145V146H187ZM189 145V146H190ZM208 145V146H207ZM218 145V146H219ZM235 147H234V146ZM76 146V147H75ZM88 146V147H87ZM111 147V150H109L110 149V147ZM158 146H159V143H158ZM171 146H173V145H171ZM226 146V147H225ZM244 146H246V147H248V148H251V150L254 152V153H252L251 152V150H250V152L253 154V156L251 155V153H250V155H251V158H249V159H247V154H248V156H250L249 155V151L247 152L246 150L248 149H246V147H244ZM253 148H252V147ZM162 147H164V148H162ZM202 147V148H201ZM233 149H232V148ZM242 149H241V148ZM261 147V146H260ZM263 147V146H262ZM135 148V149H134ZM153 148V149H152ZM175 148V146H173V149ZM181 148H182V150H181ZM193 148V149H192ZM82 149V150H81ZM101 149V150H100ZM106 149V150H105ZM134 149V150H133ZM137 149V150H136ZM158 149V150H157ZM167 151H169V152H167ZM200 149H202L201 151H200ZM208 149V150H207ZM100 150V151H99ZM104 150V151H103ZM149 150V151H148ZM152 150H153V152H152ZM155 150V151H154ZM172 150V149H171ZM213 150H215V152L213 151ZM225 150H227V151H225ZM234 150H236V152L234 151ZM240 150V151H239ZM246 152H245V151ZM249 150V149H248ZM106 151H108V153L106 152ZM162 151V152H161ZM175 151H173L172 152V154L173 153H175ZM185 151V150H184ZM191 151L193 152V154H191ZM196 151V152H195ZM210 151H212V152H214V153H212V152H210ZM233 151V152H232ZM83 154H82V153ZM86 152V153H85ZM101 152V153H100ZM105 152V153H104ZM112 152H113V154H112ZM135 152H137V153H134ZM140 152H141V154H140ZM164 152V153H163ZM218 154H217V153ZM220 152V153H219ZM239 153V155H237L238 153ZM241 152V153H240ZM244 152L245 153H247V154H244ZM98 153V154H97ZM183 153V152H182ZM210 153H212V154H215V156L213 155H211ZM236 153V154H235ZM100 154V155H99ZM104 154V155H103ZM114 154H116V157H114L115 155ZM134 154V155H133ZM137 154H139V155H137ZM144 154V155H143ZM156 154V155H155ZM185 154V153H184ZM236 155V156H233L234 158L235 157H237V156H244V158H246L245 159V161L247 160L249 163L251 162L253 165H254V167L252 166V164H246V163H248V162H246L245 164L247 165H243V164H239L240 166H239V168H238V166L233 162V160L234 159H232L233 157L231 156V155ZM255 154H257V155H255ZM77 155V156H76ZM88 155V156H87ZM94 155V156H93ZM110 155L111 157H108V156ZM117 155H118V157H117ZM126 155V156H125ZM155 155V156H154ZM159 155V156H158ZM73 156H75L76 158H74ZM105 156V157H104ZM129 156V157H128ZM139 156V157H138ZM142 156H145V158L147 159V156H148V159L146 160L147 162H150L149 164H146V165H148V167L146 168H143L144 166L141 164V162L140 161H144V160H142V159H144V157H142ZM150 156V157H149ZM170 156V155H169ZM205 156H206V158H205ZM211 158H210V157ZM227 156V157H226ZM256 156V157H255ZM5 157H7V159L5 158ZM70 157H73V158H70ZM141 157H142V159H141ZM159 157V158H158ZM213 157V158H212ZM263 157V158H262ZM42 158V159H41ZM77 158H79V159H77ZM81 158L83 159H85V158H88V159H85L84 161L82 160L81 161ZM95 158V159H94ZM103 158V159H102ZM108 158V159H107ZM113 158V159H112ZM128 158V159H127ZM135 158V159H134ZM140 158V159H139ZM242 157H238V159H241ZM23 159V160H22ZM72 159V160H71ZM76 159L79 161V163L76 161ZM103 161H102V160ZM131 159H133V162L136 160V159H138V160H136V161H139V163L137 162V165L135 164L136 162H132V160ZM149 159H152V161H154V163H152V161L150 160L149 161ZM210 159V160H209ZM9 160V161H8ZM63 160V162H61ZM101 160V161H100ZM156 160H158V161H156ZM242 160V159H241ZM250 160V161H249ZM8 161V162H7ZM15 161H16V163H15ZM45 161V162H44ZM57 161V162H56ZM66 161V162H65ZM125 161V162H124ZM224 161V162H223ZM226 161H228V162H226ZM244 161V160H243ZM242 161V162H243ZM11 162V164H9ZM13 162V163H12ZM81 162V163H80ZM115 162V163H114ZM131 162H132V164H131ZM146 162V163H147ZM156 162V163H155ZM233 162V163H232ZM258 162V163H257ZM48 163V164H47ZM56 163H58L57 165H58V167H56L57 165H56ZM84 163V164H85ZM97 163L99 164V165H97ZM117 163V164H116ZM204 163V164H203ZM209 163H210V165H209ZM52 164V165H51ZM55 164V165H54ZM60 164H61V167H60ZM62 164H63V166H62ZM91 164V165H92ZM96 164V165H95ZM116 164V165H115ZM139 164H141V165H139ZM44 165V166H43ZM47 166V168H46V166ZM83 165V164H82ZM109 165V166H108ZM128 165V166H127ZM154 165V166H155ZM202 165V166H201ZM206 165H207V167H206ZM262 165V166H261ZM12 166V167H11ZM84 166V165H83ZM82 166V167H83ZM96 166V167H95ZM117 166V167H116ZM120 166V167H119ZM154 166L152 167L153 169H154ZM169 165H167V167H166V169L167 170H164L163 169V171L165 172H168V174H169V167H168ZM173 166V165H172ZM235 166V167H234ZM51 167H53V168H51ZM76 167V166H75ZM76 168V169H81L80 167L79 168ZM93 167H95V168H97V169H95V168H93ZM133 167V168H132ZM135 167V168H134ZM143 169H142V168ZM244 167V168H243ZM15 168V169H14ZM62 168V169H61ZM90 168V167H89ZM114 168V169H113ZM119 168V169H118ZM155 168V169H156ZM165 168V167H164ZM202 168L205 170V174H203L202 173ZM235 168V169H234ZM236 168H237V170H236ZM241 168V169H240ZM247 170H246V169ZM262 168V169H261ZM14 169V170H13ZM59 169V170H58ZM100 169V170H99ZM133 169H135V170H133ZM139 169V170H138ZM173 169V168H172ZM240 169V170H239ZM244 169V170H243ZM10 170V171H9ZM24 170V171H23ZM35 170V171H34ZM36 170H38V171H36ZM54 170V171H53ZM62 170V171H61ZM83 172H82V171ZM81 170H79V172H82V173H84V169H81ZM116 170H118V172L116 171ZM126 170L129 172H126ZM129 170H131V171H129ZM239 170V171H238ZM14 171V172H13ZM46 171V172H45ZM78 171V170H77ZM102 171V172H101ZM108 171H110V172H108ZM125 171V172H124ZM4 172V173H3ZM39 172V173H38ZM60 172H61V174H60ZM116 172V173H115ZM146 172H149V171H146ZM8 173V174H7ZM23 173H24V175H23ZM26 173V174H25ZM28 173L30 174V175H28ZM49 173H50V175H49ZM62 173H64V174H62ZM70 173V172H69ZM97 173V172H96ZM111 173H112V175H111ZM128 173V174H127ZM172 173V175H174L173 174V172H171ZM170 173V174H171ZM204 175V177H203V175ZM207 173H208V175H207ZM1 174H2V176H1ZM14 174H15V176H14ZM45 174V175H44ZM56 174V175H55ZM68 174V173H67ZM85 174V173H84ZM83 174V175H84ZM134 174H136L135 176H134ZM12 175V176H11ZM70 175V174H69ZM110 175H111V177H110ZM142 175V176H141ZM167 175V174H166ZM172 175H168L167 176V178L166 177H163V179H162V177L160 178V176L159 177H157V176H154L153 178H154V180L156 181L157 179L156 178H158V180H157V182L159 181V180H163V181H165L166 179H167V181L166 182H168V183H170V181H171V183L173 182V184H167L168 185V188L166 187V189L164 188L165 187V183H163V185L164 186H162V183H160V185H158L160 188H162L164 191H165V198L166 197H168L169 199H168V201H167V198H166V201L170 204V206L169 205H167V203L165 202V204H164V207H165V205H167L168 207H169V209H170V207H172V208H174V210H175V212L177 211L178 212V210H180L181 211V215L180 216H182L180 219V221L178 222V221H175V218H173V217H171V216H169L168 218H170V219H166L165 218V220H167V221H165V220H158V219H154V218H152V217H150V218H152V219H148V218H146V217H144V218H141V221H140V219H139V222H141V224H137V222L135 221V220H132V219H130L131 217H129V215H128V217L129 218H127V217H123L122 216V218H123V221H122V219H116L115 220V222L113 221V222H111L110 220H107L108 218H106V216L103 214V212H101L102 210H100L101 208H100V206H99V211H98V208H97V211L98 212H94L95 214L93 215H86V217L84 216V215H81V212L83 211L82 210V206L79 204V202H78V198L75 200V196H77V195H75V194H73L72 193V196H73V199L72 200H70L71 202H67L68 203V208L69 209H71V207L73 208L72 209V211H75V213H72V215L73 216H71L70 215V218H69V216H67V214L65 215V214H59V215H51V213H49V211H48V213L46 214V215H44V213H43V216H42V214H39V212L38 213H36V214H24V213H26V212H24L23 210H25L26 209V207H27V209L26 210H34V209H36V210H34V211H37L38 209H37V207H38V200H37V198L34 200L33 199V197L31 198L30 196H28L29 198H27V196H21L22 198H20L19 200H18V198H13V202H12V200L10 201L9 199H8V204L10 205H8L7 204V209H5L6 207H5V205L2 207V205H1V207L2 208H0V210L2 211V212H0V218H1V220H2V218H3V220L5 219H7V221L6 222H8V221H12L10 224L12 225L11 227L8 225V227H7V234L9 233V235H10V238H12L11 237V235H13L14 233V231H15V223H16V221H18L17 223L18 224H16V225H18V227L20 226H23V225H21V223L22 222H26V221H28V222H33V223H35L36 222V224H38V225H42L41 227H42V229H44V230H50L51 229V227H55V225H56V227L59 225L60 227H62V228H64L65 229V226H66V228H75L76 230V232H78V233H80V235L82 234H84V236L86 237V238H88V236L90 237L91 236V234H93L94 232L95 233H97L98 231L99 232H104V231H110V230H112V229H114L113 231H115L116 229L118 230V232H119V229H127L128 228V230L130 229V230H133V231H135V232H144V233H146L147 231H151L150 229H149V227L148 226H150V228L152 227V228H156V229H152V231H153V233H149V234H152V236H154V238H155V241H156V244L155 245H160L161 247L163 246L162 245V243H164L165 241L164 240H166V237L168 236L167 234L165 235V232H167L168 231V228H171L172 226L174 227V228H176V229H178V231H180L181 233H179L182 237H188V241H190V242H194L195 240H200L201 242V244L202 243H204V244H202V246L203 247H205V246H207L206 244H205V242L207 243V241H212V240H214V239H217L218 241L221 239L222 241H220L221 243V246H223V247H225V245H226V249H227V246H229L228 244H230V243H232V244H230V246L232 245L233 247L235 246H238V248H239V244H240V248H242L243 247V249H244V247H245V249L244 250H246V251H248L249 252V250H247V247L251 244L252 246H250L251 247V249L253 248V249H255V248H257L258 247V245L256 244V243H258L259 244V247L262 245V243L264 242V239H262V238H264V233H263V229H264V227H263V229L261 230V228L260 229H258L259 231L261 230V232H258L257 230H253V233H254V235H253V233H252V231L250 232V230L248 231L247 229H245L246 231H244V227L242 228V227H240V225H239V227H237L238 226V224H237V226H234V227H232V226H229L228 224H226L225 225V223L223 224V222H224V220H223V222L221 223V226L223 227H221L220 226V224H219V226L217 225H214V229H216L217 230V232H216V230L214 231V230H212L213 229V226L212 225H208V222L207 221H205L204 219H203V221H202V219H200V221H202V222H195L196 220H190L189 219V217H185V212L187 211H189L192 207V198L194 199L195 198V191L193 190V191H191L192 189H189V193H188V191H185L184 189H186V188H181L180 186L182 185H180V184H178V181H176L177 179L175 178V177H173V179H172ZM201 175H202V177H201ZM206 175V176H205ZM11 176V177H10ZM13 176H14V178H13ZM22 176V177H21ZM29 176V177H28ZM52 176H54V177H52ZM57 176V177H56ZM61 176V177H60ZM100 176H98V177H100ZM105 176V177H104ZM108 176V177H107ZM113 176V177H112ZM128 176V177H129ZM3 177V178H2ZM16 177V178H15ZM21 177V178H20ZM56 177V178H55ZM63 177V178H62ZM115 177V178H114ZM135 177V178H134ZM142 177V178H141ZM206 177H207V180H206ZM214 177V178H213ZM238 177H239V179H238ZM26 178H28V179H26ZM79 178H81V177H79ZM79 178H77V179H79ZM113 180H112V179ZM136 178H141V179H137L136 180ZM148 178V177H147ZM150 178H152V176L150 177ZM153 178L149 181V186L147 185V186H145V187H147L149 190H150V188L152 189L153 188V186H154V188L151 190V192H150V196H151V194H152V192H153V197H154V194H158L159 193V195L161 194L160 193V188L157 186V185H153V182L155 183V181H153ZM160 178V179H159ZM209 178V179H208ZM235 178V179H234ZM246 178V177H245ZM18 179H20V180H18ZM22 179V180H21ZM25 179V180H24ZM31 179V180H30ZM103 179H105V180H103ZM117 180H118V178H116ZM247 179V178H246ZM36 180V179H35ZM57 179L55 180V183H58L59 181H58ZM86 180V181H85ZM112 182H111V181ZM121 180V179H120ZM120 180H119V183H120ZM161 180V181H162ZM175 180V181H174ZM236 180V181H235ZM20 181H22V182H20ZM68 181V182H67ZM91 181V182H90ZM102 181V182H101ZM105 181H107V182H105ZM109 181V182H108ZM241 181V182H240ZM65 182H67L66 184H65ZM69 182H71L70 184H69ZM84 182V183H83ZM86 182L88 183V182H90V183H88V185L86 184ZM94 182V183H93ZM118 182V181H117ZM132 182V183H131ZM152 182V183H151ZM156 182V183H157ZM180 182V181H179ZM183 183L185 182V184H184V186L185 187H187L186 186V181H182ZM203 182V183H202ZM239 182V183H238ZM24 183V182H23ZM64 183V184H63ZM107 183V184H106ZM128 183V184H127ZM151 183V184H150ZM181 183V182H180ZM188 183V182H187ZM208 183V184H207ZM225 183V184H224ZM236 183V184H235ZM246 183V182H245ZM76 184H78V187H77V185ZM82 184H84L85 186L83 187V185ZM103 184H104V186H103ZM110 184H111V186H110ZM142 184H144V183H142L141 182V184L139 183V185H142ZM158 184H159V182H158ZM179 186H178V185ZM204 184V185H203ZM69 185V186H68ZM82 185V186H81ZM86 185L87 186H89L88 188H92V189H88L87 187H86ZM105 185L107 186V187H105ZM109 185V186H108ZM129 185V186H128ZM171 187H170V186ZM175 185V186H174ZM188 185V184H187ZM207 185V186H206ZM230 185V186H229ZM237 185V186H236ZM238 185H241V186H238ZM245 185V184H244ZM95 186V187H94ZM100 186V187H99ZM115 188H113V187ZM134 186H137V185H134ZM155 186H157V187H155ZM162 186V187H161ZM172 186H174V187H172ZM178 186V187H177ZM80 187V188H79ZM177 187V188H176ZM210 187V188H209ZM217 187V188H216ZM233 187V188H232ZM64 188V187H63ZM69 188H70V190H69ZM74 188H76V190L74 189ZM78 188H79V190H78ZM85 188H87V189H85ZM99 188H100V190L101 191H97V190H99ZM103 188V189H102ZM107 188V189H106ZM158 188V189H157ZM83 189H85V190H83ZM114 189V190H113ZM172 189V190H171ZM210 189V190H209ZM212 189V190H211ZM228 189H229V191H228ZM72 190V191H71ZM96 190V191H95ZM128 190V191H127ZM179 190V191H178ZM181 190V191H180ZM77 191H79V192H77ZM82 191H83V195H80V194H82ZM85 191V192H84ZM89 191V192H88ZM91 191H92V193H91ZM108 191L106 192V193H108ZM133 191V192H132ZM162 191V190H161ZM164 191H162V192H164ZM168 191V192H167ZM212 191V192H211ZM231 191V192H230ZM234 191V192H233ZM236 191V192H235ZM77 192V193H76ZM95 194H94V193ZM118 193H119V191H117ZM155 192V193H154ZM187 192V193H186ZM191 192H193L192 194H190ZM226 192V193H225ZM230 192V195L228 194ZM168 193V194H167ZM184 193V195H182ZM225 193V194H224ZM119 194H121L122 195V193H119ZM189 197H191V198H188V196ZM195 194V195H194ZM218 194H219V196H218ZM227 194V195H226ZM123 195V196H124ZM134 195V196H133ZM163 195V194H162ZM166 195H168V196H166ZM164 196V195H163ZM227 196V197H226ZM75 197V198H74ZM86 197V196H85ZM125 197V198H126ZM146 197V196H145ZM172 197H173V199H172ZM185 197H187V198H185ZM225 197H226V199H225ZM230 197V198H229ZM138 198H139V200H140V198H142V197H139L138 196ZM143 198H144V196H143ZM143 198L141 199V202H143ZM222 198H223V200H222ZM233 198V199H232ZM10 199H12V198H10ZM15 199V200H14ZM16 199H17V202L15 203L14 201H16ZM21 199H24L23 200V203L24 204H26V206L24 207L23 205V207L25 208H23L22 210H21V208L22 207H20L19 208V206H21V204H23L22 203V200ZM89 199V198H88ZM147 198H145V200H146ZM190 199V200H189ZM214 199V200H213ZM215 199H216V201H215ZM228 199V200H227ZM231 201H230V200ZM47 200H49V198L48 199H46V201ZM84 200H85V198H84ZM83 200V201H84ZM169 200H171V202H169ZM20 201H21V203H20ZM36 202V207H35V202ZM51 201V200H50ZM86 201H89V200H87L86 199ZM85 201V202H86ZM181 201V202H180ZM186 201H188V203L186 202ZM213 201H215V203L213 202ZM224 201H227V202H224ZM49 202V201H48ZM74 202V203H73ZM84 202V203H85ZM140 202V203H141ZM190 202V203H189ZM220 202V203H219ZM222 202H223V204H225V205H223L222 204ZM28 203V204H27ZM105 203V202H104ZM144 204H145V201L143 202ZM152 203V202H151ZM175 203V204H174ZM182 203V204H181ZM219 203V204H218ZM236 203H238V204H236ZM13 204L15 205V206H13ZM17 204V205H16ZM18 204H19V206H18ZM70 204V205H69ZM77 204V205H76ZM107 204V203H106ZM118 204H120V203H118ZM123 204H125V203H123ZM137 204H138V206L140 205L138 202H137ZM144 204H142L141 203V205L143 206ZM150 204V203H149ZM154 205L156 204V203H153ZM153 204H151L150 205V207L149 206H143V207H141V205L138 207L137 206V209H142V210H144L143 208H145V210L147 209V211L148 212H153V209L155 208V209H157V206L156 207H153L154 205ZM174 204V205H173ZM187 204V205H186ZM213 204V205H212ZM264 204V203H263ZM28 205H31L30 206V209H28ZM34 205V206H33ZM73 205V206H72ZM78 205H80V206H78ZM105 205V204H104ZM104 205H103V207H104ZM122 204H120V206H121ZM127 205V204H126ZM153 205V206H152ZM215 205H217V206H221V208H219V209H221V211L223 212H220L219 211V209H218V207H216ZM120 206H118L117 205V207H119V209H121V208H123V210H125V212L127 213V214H129V212L130 211H128L127 212V210H129L130 208V206L128 207V206H124V205H122L121 206V208H120ZM13 207L14 208H16V207H18L17 209H13ZM75 207V208H74ZM80 207V208H79ZM98 207V206H97ZM105 207L107 208V205H105ZM104 207V208H105ZM127 207V208H126ZM147 207H149L150 209H152L151 207H153V209L152 210H150L149 211V208H147ZM212 207H213V209H212ZM228 207V208H227ZM263 207V206H262ZM12 208V209H11ZM159 208V207H158ZM167 210H168V208L167 207H165ZM227 208V209H226ZM3 209V210H2ZM77 209L78 210H80L79 211V213H76V211H77ZM127 209V210H126ZM136 209V210H137ZM178 209V210H177ZM224 209H226V211L224 210ZM19 210V211H18ZM122 210V211H123ZM171 210V214H172V209H170ZM242 210V211H241ZM5 213H4V212ZM22 211V212H21ZM45 211H47V210H45ZM95 211H96V209H95ZM134 211V210H133ZM230 211V212H229ZM12 212L14 213V214H12ZM17 214H16V213ZM19 212V213H18ZM20 212L22 213V214H20ZM124 212V211H123ZM124 212V213H125ZM136 212V211H135ZM135 212H133V213H135ZM151 212V213H152ZM174 212V213H175ZM41 213V212H40ZM133 213H132V215H133ZM169 213H170V211H169ZM241 213V214H240ZM39 214V215H38ZM126 214V215H127ZM130 214H131V212H130ZM136 214V213H135ZM134 214V215H135ZM138 214V213H137ZM178 214V213H177ZM22 215V216H21ZM24 215V216H23ZM30 215V216H29ZM38 215V216H37ZM52 217H51V216ZM76 215H78V216H76ZM186 215H187V213H186ZM225 215V214H224ZM239 215V216H238ZM3 216V217H2ZM32 216V217H31ZM40 216H42V217H40ZM55 216V217H54ZM63 216L66 218H63ZM83 216V217H82ZM91 216H94V218L93 217H91ZM104 218H106V219H104ZM173 216V215H172ZM205 216V215H204ZM20 217V218H19ZM48 217V218H47ZM57 217H60L59 219H57ZM74 217L76 218V219H74ZM79 217V218H78ZM88 217V218H87ZM90 217L92 218L91 220H90ZM133 217V216H132ZM142 217V216H141ZM225 217V216H224ZM223 217V219H225ZM30 218V219H29ZM40 218V219H39ZM43 218V219H42ZM52 219V221H51V219ZM72 218V219H71ZM80 218H82V220L80 219ZM84 218V219H83ZM96 218V219H95ZM121 218V217H120ZM188 218V219H187ZM15 219V220H14ZM36 219V220H35ZM50 219V220H49ZM63 219V220H62ZM125 219V220H124ZM131 221H130V220ZM145 219V220H144ZM2 220V221H3ZM30 220H32V221H30ZM43 220V221H42ZM59 220V221H58ZM67 222H66V221ZM78 222H77V221ZM89 220V221H88ZM107 220V222H105ZM118 220V221H117ZM144 220V221H143ZM146 220H149L148 221V224H147V221ZM168 220H169V222H168ZM177 220V219H176ZM184 222H183V221ZM190 220V221H189ZM14 221H15V223H14ZM61 221V222H60ZM82 223H81V222ZM88 221V222H87ZM104 221V222H103ZM127 221V222H126ZM135 221V222H134ZM145 223V224H143V222ZM150 221H152V222H150ZM174 221V222H173ZM5 221H3V223H4ZM19 222H20V224H19ZM40 224H39V223ZM59 224H58V223ZM72 222V223H71ZM76 222L78 223V224H76ZM92 222V223H91ZM117 222V223H116ZM120 222L121 223H123L122 225H124V226H122V225H120ZM138 222V223H139ZM155 223V225L157 224V223H159V224H157L156 225V227H155V225H154V223ZM157 222V223H156ZM187 222V223H186ZM44 223V224H43ZM80 223H81V225H80ZM94 223V224H93ZM129 223V224H128ZM150 223V224H149ZM161 223V224H160ZM166 223V224H165ZM169 223V224H168ZM170 223H171V225H170ZM177 224V226H175L176 224ZM184 223V224H183ZM202 223H204V224H202ZM45 224H47V226H45ZM83 224V225H82ZM104 224V225H103ZM108 224H109V227H108ZM113 224V225H112ZM115 224V225H114ZM119 224V225H118ZM135 224V225H134ZM143 224V225H142ZM162 224H163V226H162ZM186 224V225H185ZM51 225V226H50ZM53 225V226H52ZM80 225V226H79ZM87 225V226H86ZM89 225V226H88ZM111 225V226H110ZM129 225V226H128ZM146 225H148V226H146ZM179 225V226H178ZM180 225H182V227H183V229H182V227L180 226ZM203 225V226H202ZM205 225V226H204ZM207 225V226H206ZM225 225V226H224ZM228 225V226H227ZM86 226V227H85ZM94 226V227H93ZM98 226V227H97ZM107 226V227H106ZM121 227V228H119V227ZM135 226V227H134ZM140 227V229L138 228V227ZM146 226V227H145ZM158 226H161V227H159L158 228ZM165 226V227H164ZM170 226V227H169ZM201 226V227H200ZM18 227H17V229H18ZM19 227V228H20ZM97 227V228H96ZM114 227V228H113ZM117 227V228H116ZM172 227V228H173ZM200 227V228H199ZM212 227V228H211ZM12 228V229H11ZM13 228H14V230H13ZM22 228H24V227H21V229ZM48 228V229H47ZM79 228V229H78ZM83 228V229H82ZM104 228H106V229H104ZM138 228V229H137ZM163 228V229H162ZM164 228L165 229H167L166 231L164 230ZM210 228V229H209ZM219 230H218V229ZM232 228H237V229H241V231H239V230H237V229H232ZM11 229V231L12 232H8L9 230ZM81 229V230H80ZM92 229V230H91ZM158 229V230H157ZM160 229V230H159ZM164 230V231H162V230ZM180 229V230H179ZM232 229V230H231ZM243 229V230H242ZM103 230V231H102ZM143 230V231H142ZM158 231V232H155V231ZM212 232H211V231ZM84 231V233H82ZM89 231V233L88 234H90V235H88L87 234V232ZM223 231V232H222ZM227 232V233H225V232ZM233 231L234 233H231V232ZM236 231V232H235ZM115 232H117V231H115ZM161 232V233H160ZM164 232V233H163ZM197 232V233H196ZM216 232V233H215ZM250 233V235H249V233ZM256 232V233H255ZM11 233V234H10ZM77 233V234H78ZM105 233H108V232H105ZM186 233V234H185ZM213 233H215V234H213ZM220 233V234H219ZM248 235H247V234ZM252 233V234H251ZM257 233H259V234H257ZM260 233H261V235H260ZM119 234V233H118ZM147 234H148V232H147ZM232 234V235H231ZM263 234V235H262ZM114 235V234H113ZM124 235V234H123ZM123 235H121V234H119V235H117V237L118 238H120L121 240H119V243H123L122 245H121V247L123 248V250L122 251H124V254H126L127 252H130L129 250H128V245H130L129 243H128V241H127V239L126 238H123V237H125V236H123ZM187 235V236H186ZM212 235V236H211ZM215 235H219L218 236V238H217V236H215ZM224 235V236H223ZM123 236V237H122ZM195 236V237H194ZM204 236V237H203ZM208 236H210L209 238H207ZM215 238H214V237ZM235 236V237H234ZM245 236V237H244ZM254 236V237H253ZM260 236V237H259ZM15 237V236H14ZM12 238L10 241H15L16 243H14L13 242V246H10V247H12V250H13V252H15V256L17 255L16 254V251H17V249H16V244H17V241L16 240H18L16 237V239L15 238ZM34 237V236H33ZM164 237H165V239H164ZM189 237H190V239H189ZM196 237H197V239H196ZM203 237V238H202ZM227 237H228V240H225L224 242H223V240L224 239H227ZM232 237H234V239L232 238ZM35 238V237H34ZM34 238H32V240L34 239ZM92 238H93V236L92 237H90L89 239H86L87 240V246H88V248H89V245H90V248L88 249L89 251H90V249H91V253H93L92 252V250L94 249L95 250V252L97 251V248L95 247L96 245H95V243L93 242V240H92ZM123 238V239H122ZM232 238V239H231ZM241 239V242H240V239ZM242 238H243V241H242ZM245 238V239H244ZM36 239V238H35ZM126 239V240H125ZM158 239H159V241H158ZM164 239V240H163ZM209 239H211V240H209ZM236 239V242L234 241ZM238 239V240H237ZM250 239V240H249ZM232 240H233V242H232ZM245 240H247V241H245ZM34 242H35V245H34V243L32 244V246H31V243H30V246L31 247H29V249H35L34 248V246L36 247V249H38V245L40 244H38L37 242H39V241H37V239L36 240H33ZM32 241V242H33ZM76 241H78V239H76ZM162 242V243H159V242ZM239 243H238V242ZM30 242V241H29ZM226 242V243H225ZM229 242V243H228ZM245 242H247V243H245ZM250 242V243H249ZM128 243V244H127ZM223 243H225V244H223ZM235 245H234V244ZM38 244V245H37ZM125 244V245H124ZM237 244V245H236ZM247 244V245H246ZM249 244V245H248ZM155 245H152L153 246V248H156L155 247ZM257 246V247H255V246ZM264 245V244H263ZM25 246V245H24ZM158 247V246H157ZM250 247H248V249H250ZM255 247V248H254ZM261 247H264V246H261ZM121 248V249H122ZM127 248V249H126ZM129 248H131V245H130V247ZM228 248H230V247H228ZM237 248V247H236ZM15 249H16V251H15ZM73 249V248H72ZM71 249V250H72ZM75 249V248H74ZM125 249V250H124ZM152 249V248H151ZM93 250V251H94ZM126 250H128V251H126ZM35 251L36 250H29V252H34L35 253ZM74 251L75 250H73L72 251V257L74 256V259H76V260H79V259H77L78 258V256L76 255V254H78V253H74ZM131 251H132V249H131ZM76 252H79V251H76ZM94 252V253H95ZM102 252V251H101ZM126 252V253H125ZM31 253V254H32ZM38 253V252H37ZM93 253V254H94ZM103 254L105 253H107V254H109L108 252H102ZM111 253V252H110ZM79 254H81V253H79ZM95 254H97V252L95 253ZM102 254V255H103ZM104 254V255H105ZM129 253H127L126 255H128ZM110 255L111 254H109V256L107 255V259H109V260H111L112 258H110ZM13 256V255H12ZM112 256V255H111ZM33 257H35L36 258V256H34V254H33ZM109 257V258H108ZM10 259V258H9ZM38 259V258H37ZM81 259V258H80ZM205 264V262L203 261L202 263L200 262V264ZM44 264V263H43ZM45 264H47V263H45ZM49 264V263H48ZM79 264H80V262H79ZM144 264H146V262L144 263ZM148 264V263H147Z\"/></svg>","mask_w":264,"mask_h":264}]
</instances>
